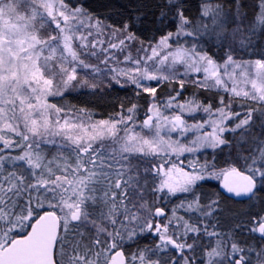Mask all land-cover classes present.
Segmentation results:
<instances>
[{"label":"snow or ice","instance_id":"obj_1","mask_svg":"<svg viewBox=\"0 0 264 264\" xmlns=\"http://www.w3.org/2000/svg\"><path fill=\"white\" fill-rule=\"evenodd\" d=\"M0 264H264V0H0Z\"/></svg>","mask_w":264,"mask_h":264}]
</instances>
